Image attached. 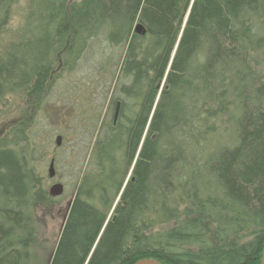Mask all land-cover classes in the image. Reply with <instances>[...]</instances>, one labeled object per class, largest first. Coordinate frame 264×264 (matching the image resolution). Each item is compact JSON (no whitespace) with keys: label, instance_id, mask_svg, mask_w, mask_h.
I'll use <instances>...</instances> for the list:
<instances>
[{"label":"trees","instance_id":"obj_1","mask_svg":"<svg viewBox=\"0 0 264 264\" xmlns=\"http://www.w3.org/2000/svg\"><path fill=\"white\" fill-rule=\"evenodd\" d=\"M15 1L0 0V40ZM103 44L109 63L120 51L119 117L70 164L75 193L51 264H261L264 0H34L0 57V106L20 91L45 99ZM33 161L0 142V264H43L34 217L59 199Z\"/></svg>","mask_w":264,"mask_h":264},{"label":"rangeland","instance_id":"obj_2","mask_svg":"<svg viewBox=\"0 0 264 264\" xmlns=\"http://www.w3.org/2000/svg\"><path fill=\"white\" fill-rule=\"evenodd\" d=\"M33 1H15L11 20L0 40V57H4L20 43L29 6ZM109 55L111 52L107 51L106 45L95 46L85 54L81 65L73 66L72 70L62 74L45 99L41 96L28 99L26 92L20 91L9 95L0 106V142L8 148H24L33 156V166L42 178L47 192L57 183L65 187V195L59 201L53 206L39 209L34 217L38 229L36 253L43 264H48L55 252L68 205L74 198L75 179L72 180L68 173L70 164L75 161L76 156L81 158L80 161L85 154L89 158L99 128L110 124L114 109L116 110L115 107L111 109L114 98L112 79L120 69V51L114 53L112 63L106 61ZM257 60L264 82V61H261L264 56ZM104 63L107 65L106 69L101 68ZM230 132L231 127L225 125L220 131L223 135L219 140L224 145L229 140ZM57 137H61L60 147L56 146ZM52 160L55 161L54 180L48 178Z\"/></svg>","mask_w":264,"mask_h":264},{"label":"water","instance_id":"obj_3","mask_svg":"<svg viewBox=\"0 0 264 264\" xmlns=\"http://www.w3.org/2000/svg\"><path fill=\"white\" fill-rule=\"evenodd\" d=\"M193 3V2H192ZM189 15V13H188ZM188 15L186 17V20L188 18ZM185 20V22H186ZM134 33L138 36H141V37H144L146 35V30L145 28L143 27V25H141L140 23H137L135 25V28H134ZM176 50V48H175ZM174 56V54H173ZM173 59V57H172ZM119 110H120V103L117 104V107H116V110H115V113H114V117H113V120H114V125L116 124L117 120H118V117H119ZM56 146L57 147H60L61 146V137H57L56 139ZM48 178L50 180H54L56 178V171H55V163H54V160H52L50 162V165H49V169H48ZM48 194L50 196V198L52 199H59V198H62L65 194V187L62 185V184H54L51 186V188L49 189L48 191ZM120 197V196H119ZM120 198L117 199V202L119 201ZM72 202L71 201L68 205V208H67V212H66V217L64 218V223H63V226L61 228V232H60V235L63 231V228L65 226V223H66V220H67V217H68V213L70 211V207L72 205ZM116 202V203H117ZM116 205V204H115ZM53 255H51L50 259H49V262L48 264H51V261H52V258H53ZM136 264H161L160 262L158 261H155V260H141L139 262H137ZM261 264H264V247H263V251H262V258H261Z\"/></svg>","mask_w":264,"mask_h":264}]
</instances>
